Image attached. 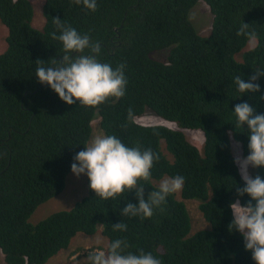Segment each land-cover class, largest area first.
<instances>
[{
  "label": "trees",
  "instance_id": "obj_1",
  "mask_svg": "<svg viewBox=\"0 0 264 264\" xmlns=\"http://www.w3.org/2000/svg\"><path fill=\"white\" fill-rule=\"evenodd\" d=\"M96 2L91 12L74 0H44L45 21L36 27L31 0H0V21L8 30L4 50L0 43L3 263L47 264L67 251L78 234L99 232L106 247L74 251L83 253L84 264H90V252L106 251L116 239L127 241L126 252H150L161 264H255L242 236L229 232V205L238 198L235 187L244 186L234 156L249 154L247 126L235 127L233 111L247 102L254 114H264V76L255 94L244 95L235 85L237 76L247 82L254 71L264 70V0ZM198 4L205 8L202 18L195 12ZM54 18L100 48L98 55L87 49L84 54L114 69L126 65L123 98L96 108L67 105L38 81V60L51 66L50 60L59 62L65 55L62 42L53 39L54 32L60 35ZM204 20L208 30L201 26ZM242 22L256 33L255 46L237 35ZM148 111L174 128L141 124L139 118ZM190 131L202 134L201 147L188 138ZM100 134L158 155L151 179L140 182L145 200L168 177H184L183 189L154 208L152 217H132L121 213L128 203L138 205L134 191L104 200L87 180V196L71 210L31 224L38 207L65 190L74 157ZM249 171L264 178V168ZM239 199L242 206L250 201L247 195ZM187 201L198 203L206 223L196 233ZM119 223L127 230H113Z\"/></svg>",
  "mask_w": 264,
  "mask_h": 264
},
{
  "label": "clouds",
  "instance_id": "obj_2",
  "mask_svg": "<svg viewBox=\"0 0 264 264\" xmlns=\"http://www.w3.org/2000/svg\"><path fill=\"white\" fill-rule=\"evenodd\" d=\"M74 2L83 4L91 12L97 10L96 0ZM53 21L60 31L59 36L53 33V39L62 42L65 55L59 62L50 60L51 66L38 60L35 71L38 81L47 85L67 105L79 102L80 106L96 108L109 100L118 101L123 98L128 84L124 74L126 65L121 63L114 69L112 65L100 62L94 55L84 54L87 49L98 55L100 48L90 41L88 35H81L75 28L65 26L59 18ZM248 29L249 25L242 22L237 35L245 36L255 46L256 33ZM261 76H264V70L257 69L247 82L237 76L235 85L244 95L258 93L260 86L257 80ZM233 112L236 117L235 127L247 126L249 154L247 157L239 153L234 156L233 162L238 167L244 186L235 187L238 198L229 205L233 217L229 232H238L243 238L245 250L251 252L255 264H264V178L260 175L253 177L249 171L250 168H264V114H254L253 107L247 102L237 104ZM83 149L74 157L71 172L77 178L86 174L90 189L97 197L109 200L126 191L135 192L138 205L128 203L121 215L150 218L154 208H159L169 195L183 189L184 177H168L160 182L158 191H152L149 198L144 199V186L140 182L151 179V169L154 162L159 160L151 149L141 151L138 146L128 147L117 136L103 134L93 137ZM245 195L250 197V201L242 206L239 198ZM252 202H255V206ZM113 230L126 231L127 226L119 223L113 226ZM128 247L126 240L116 239L108 245L106 251L93 250L87 259L90 264H161L152 253L141 251L133 254L126 252Z\"/></svg>",
  "mask_w": 264,
  "mask_h": 264
},
{
  "label": "rangeland",
  "instance_id": "obj_3",
  "mask_svg": "<svg viewBox=\"0 0 264 264\" xmlns=\"http://www.w3.org/2000/svg\"><path fill=\"white\" fill-rule=\"evenodd\" d=\"M31 1L35 5L34 25L36 27H42L45 21L42 15V4L44 3V0H31ZM199 5L200 4H198L197 7ZM204 9H205L204 5H200L195 12H197L202 18V15H205ZM206 22L207 21L204 20V23H201V26L205 30H208L205 26H203L206 24ZM7 35H8L7 28L0 21V43L2 45L3 50L5 49ZM139 122L144 125H153V124L166 125L170 128H174L173 126H175L151 114V112L149 111L147 112L146 115L139 118ZM98 127L100 129V124ZM187 136L198 147L202 146L204 139L201 133L199 134V133L190 132L187 133ZM87 180L88 178L86 174L81 175L79 178H77L72 173L68 178L67 185L63 193L58 197L53 198L50 201L40 205L38 209L34 212V214L31 216L29 222L33 225H36L54 213L71 210L79 201H81L83 198L87 196L88 194ZM187 204L190 209L191 215L194 219V229L192 233H196L197 230L201 228H205L206 223L203 221V219L197 212L198 203L195 201H187ZM107 243L108 242L106 240H103L99 232L93 236H88L80 233L72 240V243L70 245L71 248L69 247L67 251H63L58 256L50 259L47 264H84L86 258L82 256V254L85 253V251H88L93 247L96 248L99 246L106 247ZM80 248L84 250L83 253L82 252L74 253L75 250ZM0 264H4L1 257H0Z\"/></svg>",
  "mask_w": 264,
  "mask_h": 264
}]
</instances>
